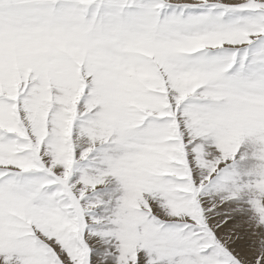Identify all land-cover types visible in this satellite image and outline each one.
Here are the masks:
<instances>
[{"label":"snow or ice","instance_id":"6c2138e0","mask_svg":"<svg viewBox=\"0 0 264 264\" xmlns=\"http://www.w3.org/2000/svg\"><path fill=\"white\" fill-rule=\"evenodd\" d=\"M0 264H264V0H0Z\"/></svg>","mask_w":264,"mask_h":264}]
</instances>
